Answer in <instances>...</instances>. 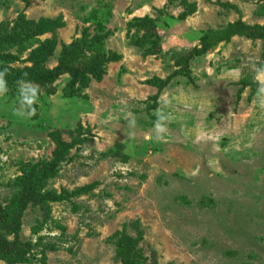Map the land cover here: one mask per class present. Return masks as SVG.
Listing matches in <instances>:
<instances>
[{"label":"rangeland","instance_id":"obj_1","mask_svg":"<svg viewBox=\"0 0 264 264\" xmlns=\"http://www.w3.org/2000/svg\"><path fill=\"white\" fill-rule=\"evenodd\" d=\"M262 27L264 0H0V204L22 190L18 236L54 246L23 264H264ZM165 99L167 136L147 139ZM90 186L50 212L32 195Z\"/></svg>","mask_w":264,"mask_h":264},{"label":"trees","instance_id":"obj_2","mask_svg":"<svg viewBox=\"0 0 264 264\" xmlns=\"http://www.w3.org/2000/svg\"><path fill=\"white\" fill-rule=\"evenodd\" d=\"M239 28H242L237 24L233 29H229L226 31L225 34L230 33H236ZM212 33H209L207 36H205L204 44L201 48H194L190 51V54L187 57V61L192 59L193 56H200L207 53L213 45L216 43L214 40V37ZM255 37L258 38H264V27L258 31L257 34H254ZM181 74V72H175L173 77L176 75ZM172 78V77H171ZM16 180L20 181V183H23L25 185L26 183V177L20 176L17 177ZM18 183L15 181L14 185L16 186ZM95 188L94 186H90L88 188L83 189H76L75 191L65 195V196H51L49 193H42V189H37L33 191L34 193L32 195H38L40 197L41 201H47L49 203V212H50V203L51 202H61V201H69L74 196H80L84 193H89L93 191ZM41 192H36V191ZM23 191L20 190L19 192H16L13 198L9 199L6 204H0V260L5 262L6 264H23L27 262H32L35 259V250L40 249V252L42 251L43 254H45V251L49 249H54V246H51L45 242V236L39 237L36 241L33 242V240H27L24 241L18 236L19 233V225L17 224L18 220L15 218V209L17 208L13 207V203L16 202L17 204H20L24 201V197L22 195ZM42 194V195H41ZM74 211L78 210V207H73ZM46 221V218L45 220ZM44 225H42L40 228H43ZM14 235L16 238H12L11 235ZM61 238H65V234L62 231V234L60 236ZM75 239V238H74ZM61 241V240H60ZM119 249H123V246H120ZM129 261L126 262V264H132V260L130 257Z\"/></svg>","mask_w":264,"mask_h":264},{"label":"clouds","instance_id":"obj_3","mask_svg":"<svg viewBox=\"0 0 264 264\" xmlns=\"http://www.w3.org/2000/svg\"><path fill=\"white\" fill-rule=\"evenodd\" d=\"M253 80L256 84V95L255 102L258 108L264 111V63H257L253 65ZM7 69L0 70V95L6 94L7 81L5 79ZM41 90L38 85L28 81L26 79H21L17 82V104L18 107L15 109L16 115L22 118H31L37 114V104L39 102V97ZM170 104L169 100H162L161 108H158L154 112L155 120L153 121V132L154 136H149L147 139H155L158 142L164 141L168 133V124L170 122L169 115L164 109ZM128 121V128H134L136 121L131 118H126ZM129 138L134 136L133 132L127 131Z\"/></svg>","mask_w":264,"mask_h":264}]
</instances>
